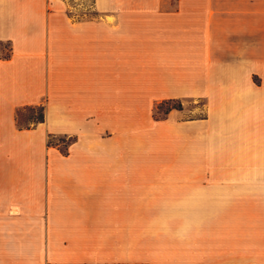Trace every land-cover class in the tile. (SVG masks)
Listing matches in <instances>:
<instances>
[{"label": "crops", "instance_id": "crops-1", "mask_svg": "<svg viewBox=\"0 0 264 264\" xmlns=\"http://www.w3.org/2000/svg\"><path fill=\"white\" fill-rule=\"evenodd\" d=\"M72 6L0 0V264H264V0Z\"/></svg>", "mask_w": 264, "mask_h": 264}, {"label": "rangeland", "instance_id": "rangeland-1", "mask_svg": "<svg viewBox=\"0 0 264 264\" xmlns=\"http://www.w3.org/2000/svg\"><path fill=\"white\" fill-rule=\"evenodd\" d=\"M73 5V9L78 11V15L83 16L88 14L89 19L96 17L97 13L93 8V0H70ZM87 11V12H84ZM79 17V16H78ZM10 46L8 43L0 42V55L5 56L9 54ZM183 104L184 109L187 110L189 116H202L205 114V101L203 99L194 98H177ZM167 101V100H166ZM160 104V103H158ZM157 104V105H158ZM168 104L163 103L159 109L154 108L153 115H163ZM40 115V110L36 106H25L17 109L16 119L19 125H30L33 126L37 117ZM70 135H50L48 143L51 145H58L64 152H67L69 145Z\"/></svg>", "mask_w": 264, "mask_h": 264}, {"label": "trees", "instance_id": "trees-1", "mask_svg": "<svg viewBox=\"0 0 264 264\" xmlns=\"http://www.w3.org/2000/svg\"><path fill=\"white\" fill-rule=\"evenodd\" d=\"M163 103H166L168 104V107L165 109L163 115H155L154 117L156 119H161V118H165L167 116V114L172 110V109H183V104L180 100L178 99H169V100H164L162 102H160V104H158L155 108L156 109H159V107L163 104ZM38 107V109L40 110V115L39 117H37L36 121L33 123L34 125L38 122H41V121H44L45 119V106L44 105H39V106H36ZM20 128H30L32 126L30 125H19ZM75 140V137H71L69 138V143H71L72 141Z\"/></svg>", "mask_w": 264, "mask_h": 264}]
</instances>
